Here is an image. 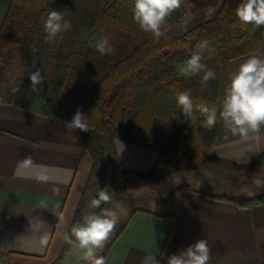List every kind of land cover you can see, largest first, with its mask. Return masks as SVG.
Wrapping results in <instances>:
<instances>
[{"label": "trees", "instance_id": "obj_1", "mask_svg": "<svg viewBox=\"0 0 264 264\" xmlns=\"http://www.w3.org/2000/svg\"><path fill=\"white\" fill-rule=\"evenodd\" d=\"M239 3L182 0L167 20L165 35L157 39L133 20L132 0H10L0 27V103L66 122L79 109L86 116L88 131L77 132L93 160L88 183L107 162V151L124 167L116 139L160 154L182 150L193 163L218 161L211 150L222 122L209 129L199 112L194 120H186L177 107L176 93L190 89L194 104L220 109L230 61L257 51L264 37V26L244 24L236 17ZM51 10L66 11L72 22L71 30L54 40L46 39L44 32ZM101 37L108 38L111 53L101 55L94 48ZM203 40L209 42L212 57L201 62L216 73L205 89L199 76H178V69ZM202 55L207 57L208 51ZM36 69H41L45 82L42 91L33 92L28 76ZM14 86L21 91L13 94ZM88 188L89 184L78 214ZM183 188L174 190L166 216L174 217L173 196ZM214 197L244 207L264 205V194ZM126 222L100 256L106 257ZM68 249L66 243L60 261Z\"/></svg>", "mask_w": 264, "mask_h": 264}, {"label": "crops", "instance_id": "obj_2", "mask_svg": "<svg viewBox=\"0 0 264 264\" xmlns=\"http://www.w3.org/2000/svg\"><path fill=\"white\" fill-rule=\"evenodd\" d=\"M9 2L0 0V27ZM250 55L264 58V37L257 51L230 61L228 85ZM64 122L0 103V264H54L62 253L93 167L77 130L66 128ZM115 144L121 163L140 172L151 169L159 156L123 140ZM26 156L32 164L18 167ZM211 156L227 167L264 162V126L247 138L222 126ZM214 195L219 194L180 189L173 196V218L148 210L132 212L106 264H140L149 253L167 264L168 256L197 239H207L210 264H264V205L244 207ZM73 255L62 264H72Z\"/></svg>", "mask_w": 264, "mask_h": 264}, {"label": "clouds", "instance_id": "obj_3", "mask_svg": "<svg viewBox=\"0 0 264 264\" xmlns=\"http://www.w3.org/2000/svg\"><path fill=\"white\" fill-rule=\"evenodd\" d=\"M132 5L133 20L140 29L159 39L165 35L164 28L167 26V20L173 12L180 9L182 0H132ZM66 15V11L48 12L44 21L46 39L54 40L62 33L71 30L72 22L66 18ZM235 15L244 24H251L257 28L264 26V0H240L235 9ZM94 48L101 55L113 51L107 37L97 40ZM196 49L191 58L178 69V76L184 78L199 76L201 89H205L209 81L216 78V73L201 61L211 59L212 51L209 50L207 40L199 42ZM205 51H208L207 57L202 55ZM28 78L33 92L43 90L45 77L41 69L33 71ZM20 91V86L11 88L13 94ZM176 103L186 120H194L195 113L199 112L204 117L207 128L215 127L219 120L232 135L247 138L250 133L258 132L264 126V58L259 55H250L239 65L231 75L229 85L224 89L219 110L205 103L194 104L190 89L177 92ZM64 123L68 129L88 131L86 116L79 109L71 121ZM31 164L32 158L26 156L18 162V167H27ZM40 179L46 182L47 178ZM52 191L58 192L59 189L53 188ZM111 201L110 193L106 188H101L97 197L91 199L89 203L90 208L100 209V211L84 215L82 220L75 223L64 237L65 242L72 249L83 250L84 260L91 261V264H106L105 258L97 255V250L105 247L118 223V216L114 210L101 208L102 204ZM40 206H44L43 201ZM46 242L47 236H42L40 243L43 245ZM210 261L211 249L207 239H197L179 254L168 256L167 264H210ZM140 264H161V260L149 253L143 257Z\"/></svg>", "mask_w": 264, "mask_h": 264}, {"label": "rangeland", "instance_id": "obj_4", "mask_svg": "<svg viewBox=\"0 0 264 264\" xmlns=\"http://www.w3.org/2000/svg\"><path fill=\"white\" fill-rule=\"evenodd\" d=\"M129 143L134 146L149 148L134 142ZM149 149L158 152L156 149ZM158 154V159L152 168L147 172H140L130 169L121 163L125 168L122 167L119 165L117 158L107 151L108 160L93 174L91 181L87 183L89 188L85 195L83 207L79 214L77 211L75 222H73L72 226L81 221L84 215L100 211V209L90 208L89 203L91 199L97 197V193L101 188H106L112 196V201L102 204L101 208H110L118 216L116 229L110 235L105 247L132 212L148 210L159 214H167L170 209L173 192L180 187H195L207 192L231 197L264 192V162L246 167H227L225 163L216 160L193 163L189 160L188 153L182 150L165 154L158 152ZM105 247L102 250H97L98 256L101 255ZM64 248L54 264H62L67 260L71 252L74 254L72 264H91V261L84 260L83 250L72 249L70 246L68 253L60 261Z\"/></svg>", "mask_w": 264, "mask_h": 264}]
</instances>
